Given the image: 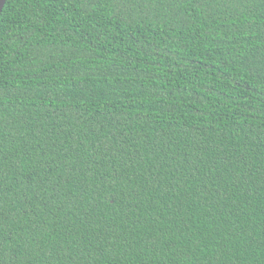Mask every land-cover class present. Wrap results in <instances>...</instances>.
Instances as JSON below:
<instances>
[{
	"label": "trees",
	"instance_id": "trees-1",
	"mask_svg": "<svg viewBox=\"0 0 264 264\" xmlns=\"http://www.w3.org/2000/svg\"><path fill=\"white\" fill-rule=\"evenodd\" d=\"M0 264H264V0H7Z\"/></svg>",
	"mask_w": 264,
	"mask_h": 264
},
{
	"label": "water",
	"instance_id": "water-1",
	"mask_svg": "<svg viewBox=\"0 0 264 264\" xmlns=\"http://www.w3.org/2000/svg\"><path fill=\"white\" fill-rule=\"evenodd\" d=\"M6 2H7V0H0V18H1L2 12L4 10V7L6 5Z\"/></svg>",
	"mask_w": 264,
	"mask_h": 264
}]
</instances>
